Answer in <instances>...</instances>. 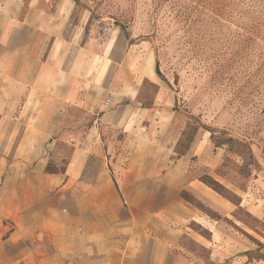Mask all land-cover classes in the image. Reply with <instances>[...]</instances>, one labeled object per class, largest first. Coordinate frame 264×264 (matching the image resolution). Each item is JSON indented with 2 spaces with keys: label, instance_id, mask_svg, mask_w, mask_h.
<instances>
[{
  "label": "rangeland",
  "instance_id": "obj_1",
  "mask_svg": "<svg viewBox=\"0 0 264 264\" xmlns=\"http://www.w3.org/2000/svg\"><path fill=\"white\" fill-rule=\"evenodd\" d=\"M9 2L0 0V22L17 19L13 16L17 5ZM69 2L65 29L72 33L75 26L79 27L76 42L92 35L102 42L117 31L131 39V44L143 46L141 52L156 56L158 75L173 98L164 114L167 125H156L160 133L153 130L157 146L149 165L172 166L165 158L163 143L167 140L172 141L176 152L173 161L194 153L197 145V155L184 164L195 166L196 177L231 207L229 211L219 210L185 194L183 206L201 219L183 222V227L203 234L205 227L219 230L215 244L223 243V250L239 247L250 260L264 259V217L255 212H264V0ZM63 4L64 0H50L43 9L54 11L52 15L60 18L56 8ZM28 10L25 4L22 18ZM10 31V40L0 45V55L14 54L17 30ZM19 32L22 42L41 37L26 29ZM2 63L6 69L17 68V56H6L0 66ZM24 101V95L17 101L11 99L0 114V203L5 210L0 213V264L93 263L109 239L106 233L110 225L125 223L126 216L133 217L127 223L139 227L148 224L161 233L173 228V221L160 215L167 212L172 216L174 205L160 204L153 198L148 205L125 200L120 188L122 173H116L113 166L118 161L124 166L127 158L74 156L94 127L102 140L87 142L89 148L100 147L113 154L125 146L137 148V139L149 135L143 118L134 128L95 125L82 109L60 107L45 126L46 110L43 108L41 118L33 119L35 107L23 109ZM36 108H40L39 103ZM32 119L43 122L52 139L23 140L27 132L40 126L35 123L29 128ZM25 150L31 151V156L21 155ZM71 165L79 169L68 175ZM20 180L33 181L35 186L32 194L17 199ZM95 180L103 185L101 189L94 187ZM17 201L46 206L48 223L63 225V235L18 236ZM145 212L150 213L148 220ZM182 213L186 215L184 207Z\"/></svg>",
  "mask_w": 264,
  "mask_h": 264
},
{
  "label": "crops",
  "instance_id": "obj_2",
  "mask_svg": "<svg viewBox=\"0 0 264 264\" xmlns=\"http://www.w3.org/2000/svg\"><path fill=\"white\" fill-rule=\"evenodd\" d=\"M48 2L50 3V0H29L28 3L27 0H11V5H17V11L13 14L17 19H2L0 22V45H6L10 40L11 29L17 30V45L12 50L14 54L0 55L1 62H5L6 56H17V68L6 69L5 63L0 66V114L8 101H17L24 95L23 109L35 107L33 119L41 118L43 108L46 110L45 126L57 115L56 111L60 107L74 106L82 109L87 116L95 120V125L107 123L113 127H133L141 124L143 118L146 122L143 123L147 124L144 129L149 131V135L137 139V148L129 149L125 146L121 152L115 154L100 147L89 148L87 142L102 140V136L94 127L87 137L82 139L85 143L77 149L74 156L85 158L114 155L120 159L127 158L124 166H121L119 161L113 166L116 173H122L120 188L127 203L148 205L153 198L158 199L160 204L175 206L172 216L167 212L160 215L164 220L173 221V228L162 233L151 230L148 224H144V227L134 226L130 223L132 216H126L123 224L110 225L106 233L109 239L104 241L98 257L93 263L85 264H264L263 258L250 260L249 255L242 254L243 250H238L239 247L230 251L229 248L223 250V243L215 244V238L220 235L219 230L205 227L206 234H203L183 227V222L201 219L191 209L183 206L185 194L219 210L231 209L221 196L196 177L195 166L184 164L191 162V157L197 155V145L194 153L180 155L179 159L173 161L176 152L172 141L167 140L163 143L167 151L165 158L172 162V166L163 167L160 164L153 168L149 165L150 156H155L157 146L153 130L160 133L162 130L156 125H167L164 114L173 98L157 73L156 56L141 52L143 46L131 44V39L121 36L117 31L102 42L95 35L76 42L78 37L74 35L79 33V27L75 26L72 33L65 29L64 16L70 10L69 0H64V4L56 8L58 13L62 14L60 18L52 15L54 11H47ZM25 4L29 5V10L22 18ZM22 29L39 33L41 37L37 40L30 37L28 41L22 42V33L19 32ZM7 77L11 78L10 82H7ZM13 94L17 95L12 98ZM107 100L109 102L106 104ZM38 103L39 109L36 108ZM33 119L28 122L29 128L37 123V120ZM42 123H37L40 126L31 133L27 132L23 140L52 139V136L45 132ZM125 131L130 129L126 128ZM1 134L0 132V137ZM30 153L32 152L25 150L21 155L28 157L31 156ZM27 166L32 169L30 165ZM84 167L82 169H85ZM76 168L79 169V166L71 165L68 175ZM70 182L71 180L68 183ZM97 183L95 180L94 187L101 189L103 185ZM41 185L43 189L46 188L45 181ZM34 186L33 181H17V199L32 194ZM134 190H138V193ZM133 197L139 200H133ZM4 211V206L0 203V213ZM186 211L189 213H185ZM258 211L264 217V212L255 210ZM45 212L46 206L17 201V235H63V225L48 223L50 219ZM144 214L148 220L150 213ZM27 221L36 223L26 228L31 224ZM128 221L130 222L127 223ZM99 225L102 226L101 223Z\"/></svg>",
  "mask_w": 264,
  "mask_h": 264
},
{
  "label": "trees",
  "instance_id": "obj_3",
  "mask_svg": "<svg viewBox=\"0 0 264 264\" xmlns=\"http://www.w3.org/2000/svg\"><path fill=\"white\" fill-rule=\"evenodd\" d=\"M157 73L158 74L160 73L158 68H157ZM213 185L214 187L216 186V189H221V187L217 183H214Z\"/></svg>",
  "mask_w": 264,
  "mask_h": 264
},
{
  "label": "built area",
  "instance_id": "obj_4",
  "mask_svg": "<svg viewBox=\"0 0 264 264\" xmlns=\"http://www.w3.org/2000/svg\"><path fill=\"white\" fill-rule=\"evenodd\" d=\"M108 102H109V101L107 100V101H106V104H107Z\"/></svg>",
  "mask_w": 264,
  "mask_h": 264
}]
</instances>
